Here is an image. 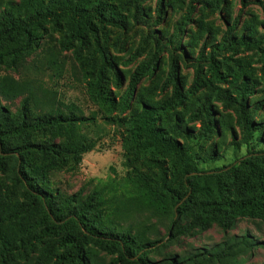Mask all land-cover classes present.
I'll use <instances>...</instances> for the list:
<instances>
[{
	"label": "rangeland",
	"instance_id": "374dc122",
	"mask_svg": "<svg viewBox=\"0 0 264 264\" xmlns=\"http://www.w3.org/2000/svg\"><path fill=\"white\" fill-rule=\"evenodd\" d=\"M35 2L31 0V4ZM96 4L105 7L106 14L116 22L115 25H108L100 34L102 49L109 62L104 73V92L119 101L133 74L139 68L143 70L138 75L124 113L118 107L108 111L97 103L91 92V83L100 58L92 55L90 39L83 42L68 41L62 23L44 25L38 32L37 40L25 52L16 50L19 45L16 40L0 45V78L12 77L23 88L13 99L5 98L0 93V109L8 119L18 114L25 99L27 111L32 117L45 113L51 103L59 106L63 112L68 111L66 105L73 103L77 106L76 113L92 118L74 127L75 136L93 144L92 149L82 153L77 164L70 159L61 164L51 163L50 159H43L38 154L27 156L32 165L44 166V176L48 187L55 192L56 204L73 192L88 193L97 179H106L108 176L120 179L125 176L130 168L122 147L126 132L121 118L140 110L144 103L158 105L171 95L175 84L186 98L182 105L162 115L164 124L172 126L178 121L179 125L198 134L202 127L201 118L193 116L192 111L205 102L211 112L212 130L195 146L193 161L203 170L199 174H219L220 177L218 181L214 177L198 180L200 189L196 200L232 204L248 197L249 193L240 185L239 178L222 172L237 158L242 159L248 150L261 156L260 164L264 167V0H244V3L242 0L90 2V5ZM25 5L26 0H0V12L12 6ZM187 13L188 19L182 23ZM234 20L236 25L231 36L255 39L260 49L238 45L234 50L221 46L224 36L228 34L227 27ZM210 61L216 62L224 76L223 81L211 76ZM197 74L202 87L195 95L187 94ZM243 79L253 87V92L244 95L243 99L257 129L250 147L243 143L244 131L239 112L241 95L237 86ZM171 132L179 142L189 144L183 133ZM26 138L37 143L63 141L53 131H32ZM21 141V137L9 139L10 144ZM134 167L145 174L156 173L155 169L140 166L137 162ZM0 188L3 193L12 191L8 199L11 205L25 201L24 188L15 179L13 159L9 160L5 170H0ZM188 195L176 206L182 204ZM36 218L35 212H28L2 227L17 230L20 223L27 225ZM174 219L184 225L189 216L175 213ZM119 221L120 228L131 226L133 231L143 230L142 240L161 238L153 247L146 249L147 258L157 264H167L170 256H182L198 249L210 248L230 234H246L254 242L232 264H264V220L259 217H238L226 230L217 223L205 228L195 227L170 241V233L167 234L169 219L159 220L157 216L144 211ZM56 240L48 237L28 249L6 253L1 251L0 246V264H35L44 248L55 245ZM88 247L98 264H114L116 255L110 247L93 242Z\"/></svg>",
	"mask_w": 264,
	"mask_h": 264
},
{
	"label": "trees",
	"instance_id": "16d2710c",
	"mask_svg": "<svg viewBox=\"0 0 264 264\" xmlns=\"http://www.w3.org/2000/svg\"><path fill=\"white\" fill-rule=\"evenodd\" d=\"M26 1L25 6H12L0 12V45L16 40L19 41L16 50L25 52L37 40L38 32L44 25L62 23L68 41L83 42L90 39L92 55L100 58L91 83V92L97 103L108 111L118 107L124 113L129 106L138 75L143 70L139 68L133 74L119 101L104 92L103 79L109 62L102 49L100 34L108 25L116 24L106 14L105 7L101 4L90 5L92 0H47L46 3L36 0L32 4L31 0ZM187 19L188 13L183 16L182 23ZM235 25L236 20L227 27L228 34L224 36L221 46L234 50L238 45L260 49L255 39L231 36ZM210 62L211 76L217 81H223L224 76L216 62ZM262 62L264 70V54ZM172 71L175 75L174 67ZM201 87L202 82L197 74L187 94L195 95ZM21 89L22 85L14 78H0V93L5 98H15L22 92ZM237 89L241 95L239 112L244 131L243 143L250 147L257 129L243 99L244 95L253 92V87L243 79ZM185 98L186 95L175 84L171 95L162 99L158 105L144 103L140 110L121 118L126 132L122 147L126 164L130 168L125 176L120 179L111 176L97 179L88 193L73 192L59 204H56L55 192L47 185L44 166L32 165L27 156L38 154L43 159H50L51 163L61 164L70 159L77 164L82 153L92 149L93 144L75 136L74 127L92 118L76 113L77 106L73 103L66 105L67 112L51 103L45 113L32 117L27 111L25 99L18 114L12 119H8L0 109V170H5L10 159L14 160L15 179L24 188L25 198V201L11 205L8 199L12 191L6 189L3 193L0 188L1 251L6 253L28 249L36 242L42 243L45 238L51 237L57 239L56 244L45 247L35 264H98L88 247L91 242L110 247L116 255L114 264H157L147 258L146 249L153 247L161 238L142 240L143 230L133 231L131 226L120 228L119 220L144 211L157 216L159 220L169 219V241L195 227L205 228L213 223L226 230L241 216L264 220V167L260 164L261 156L254 155L256 152L253 150H248L242 159L233 161L235 164H228L230 167L222 172L239 178L240 185L249 193L248 197L232 204L196 200L200 189L198 180L214 177L218 181L220 175L199 174L203 170L193 161L195 146L212 130L211 112L205 102L192 111L193 116L201 118L202 127L198 134L179 125L178 121L168 126L161 119L163 114L182 105ZM32 131H53L63 141L32 142L26 138ZM171 131L183 133L189 144L179 142ZM14 137H21L22 141L10 144L9 139ZM136 162L140 166L155 169L156 173H142L134 167ZM188 193L184 202L176 206ZM28 212L36 213L37 218L33 222L27 225L20 223L17 230L2 227ZM175 213L188 215L189 220L180 225L178 219H174ZM253 244L246 234H230L210 248L198 249L182 256H170L167 264H232L238 255Z\"/></svg>",
	"mask_w": 264,
	"mask_h": 264
}]
</instances>
